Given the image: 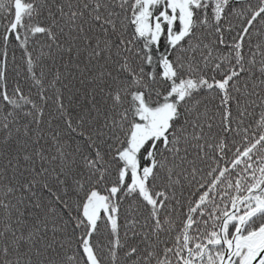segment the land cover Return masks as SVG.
<instances>
[{
  "label": "snow or ice",
  "instance_id": "6c2138e0",
  "mask_svg": "<svg viewBox=\"0 0 264 264\" xmlns=\"http://www.w3.org/2000/svg\"><path fill=\"white\" fill-rule=\"evenodd\" d=\"M0 264H264V0H0Z\"/></svg>",
  "mask_w": 264,
  "mask_h": 264
}]
</instances>
